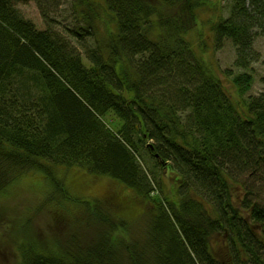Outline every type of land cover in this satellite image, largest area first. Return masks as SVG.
Returning <instances> with one entry per match:
<instances>
[{
	"label": "trees",
	"instance_id": "trees-1",
	"mask_svg": "<svg viewBox=\"0 0 264 264\" xmlns=\"http://www.w3.org/2000/svg\"><path fill=\"white\" fill-rule=\"evenodd\" d=\"M29 1L0 0V193L29 172L53 193L0 208L10 264H199L192 241L215 235L264 264V207L238 209L232 190L236 169L264 173V91L248 96L247 70L264 0H231L210 24L215 43L236 50L229 88L188 40L204 0H70L66 35L24 18L17 5ZM61 167L105 178L146 211L127 220L111 203L73 198ZM58 198L76 210L47 213ZM32 214L48 216L51 240L16 228Z\"/></svg>",
	"mask_w": 264,
	"mask_h": 264
},
{
	"label": "rangeland",
	"instance_id": "rangeland-1",
	"mask_svg": "<svg viewBox=\"0 0 264 264\" xmlns=\"http://www.w3.org/2000/svg\"><path fill=\"white\" fill-rule=\"evenodd\" d=\"M69 1L31 0L26 4H18L17 9L24 18L32 21L37 28H50L61 35H66L65 28L72 23V18L69 11L63 10H69ZM94 1L105 7L104 0ZM204 2L206 6L198 11L197 24L194 30L187 35L188 40L195 51L198 50L199 45H204L205 53L208 57L207 61L215 66L214 70L218 78L229 88L223 72L228 71L229 75L236 73V69L234 68L236 50L229 40H221V42L215 43L210 24L218 19H225L229 15L231 0H204ZM44 17H46L45 22L43 21ZM251 38L252 53L249 58L252 59V62H249L247 70L253 77V85L248 96H257L264 91V37L259 34H253ZM73 43L75 44V42ZM233 175L232 190L238 196L236 200L237 208L264 207V173H244L236 169ZM56 178L63 182L65 190L73 198L90 199L85 200L89 202L94 201L92 199L106 201L111 208V204L120 208L124 217L128 215V219L126 217L127 220L132 218L139 219L138 215L147 209L146 205L140 204L137 200L135 201L130 197L131 194L127 191L124 194V191L120 187L115 188L105 178H94L80 169L57 168ZM52 193L53 187L43 175L37 172L25 173L15 183L10 185L5 192L0 193V208L3 206H15L21 212L19 207L27 208L30 205H34L37 199L43 196L46 197L49 194L51 196ZM241 198H243L242 204L240 202ZM53 208L58 210L62 208L76 210L74 205L62 198L53 201L47 208V213L52 214ZM31 217V223L29 224H26L25 219L17 221L15 223L16 228L22 230L24 228L27 234L28 231L34 233L41 240H51L53 226L48 220V216L46 214H32ZM3 222L4 217L0 215V224H3ZM43 222L46 224V227H43ZM256 224L261 225L263 230V238H261L258 246L261 261L264 263V221H257ZM191 247L193 250L192 255L199 264H254L248 259L243 250L239 253L235 251L232 253L229 241L219 235L212 236L207 245L195 239L192 241ZM8 254V249L1 245L0 240V264H10V262H13V255ZM15 254L17 255V253Z\"/></svg>",
	"mask_w": 264,
	"mask_h": 264
}]
</instances>
